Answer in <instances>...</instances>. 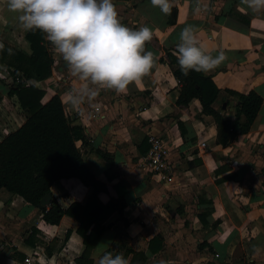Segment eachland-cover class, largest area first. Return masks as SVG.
Here are the masks:
<instances>
[{"label":"crops","instance_id":"obj_1","mask_svg":"<svg viewBox=\"0 0 264 264\" xmlns=\"http://www.w3.org/2000/svg\"><path fill=\"white\" fill-rule=\"evenodd\" d=\"M112 2L121 23L133 30L146 25L152 32L145 49L154 53L155 62L147 75L124 92L90 84L96 95L74 104L70 93L85 82L72 74L44 33L50 74L26 80L43 91L41 103L56 94L71 125L81 128L84 143L76 140L75 145L104 185L96 198L113 207L90 249L91 264H96L98 253L115 255L123 246L129 249V264L131 258L136 262L139 252L145 256L143 264H264V8L254 11L242 0H170L166 15L150 0ZM188 25L195 27L197 40L213 56L219 51L227 55L218 68L201 73L217 88L209 105L213 111L223 119L234 118L237 100L226 90L253 91L261 97L248 129L226 137L222 145L213 117L201 111L198 98L176 103L180 84L172 71L178 62L170 63L165 51L177 58L180 32ZM25 32L18 13L8 9L7 0H0V40L28 55ZM0 78L5 88H0L1 138L20 125L24 112L15 96L6 94L1 72ZM93 107L98 110L90 118ZM237 121L245 118L240 115ZM147 134L170 146L168 182L136 166ZM49 192L66 208L71 202L84 205L91 188L71 177L54 181ZM76 227L77 221L68 215L56 225L46 224L37 207L0 188V264H17L25 255L43 264H76L83 249Z\"/></svg>","mask_w":264,"mask_h":264},{"label":"trees","instance_id":"obj_2","mask_svg":"<svg viewBox=\"0 0 264 264\" xmlns=\"http://www.w3.org/2000/svg\"><path fill=\"white\" fill-rule=\"evenodd\" d=\"M239 18L243 23H248L247 19ZM168 23H173V17L170 20L169 16ZM24 38L30 49L28 55L0 40V63L12 68L10 70L12 82L6 94L15 96L24 112V120L20 125L0 138V188L20 196L31 206L37 207L39 200L45 194L50 195V185L59 179L74 177L82 185L90 187L91 193L84 205L71 202L66 208H62L50 195L47 205L37 208V212L41 220L50 225L58 224L62 215L74 218L77 221L75 232L81 237L83 244V249L75 258V263L91 264L90 249L104 229L101 223L112 212L113 207L109 202H98L96 198V194L104 189V185L95 179L75 145L76 140L84 143L85 138L81 128L71 125L63 113L56 94L41 103L43 91L34 84L26 83L28 79L38 81L50 74L51 59L44 45V33L38 29L26 31ZM175 51L177 52V48ZM165 53L170 63L177 64V58L171 56L168 51ZM172 74L180 84L176 103L186 104L190 98H198L201 111L213 117L217 141L221 145L225 143L226 137L231 139L237 133H244L248 129L261 103L258 94L253 91L238 93L226 90L227 93L235 96L237 102L234 107V118L223 119L209 106L215 98L217 88L208 77L195 71H189L185 76L179 70L178 64ZM240 115L245 118L243 123L237 121ZM143 144L142 153L147 149L145 138ZM97 154L106 159V154L100 151H97ZM116 202L117 209L121 210L119 198ZM119 221L122 223L121 218ZM32 232L34 230H31ZM29 237L30 234L25 241H29ZM128 251L129 249L123 246L120 253L126 258ZM144 260V254L139 252L136 262L133 263L131 258L130 264H143Z\"/></svg>","mask_w":264,"mask_h":264},{"label":"clouds","instance_id":"obj_3","mask_svg":"<svg viewBox=\"0 0 264 264\" xmlns=\"http://www.w3.org/2000/svg\"><path fill=\"white\" fill-rule=\"evenodd\" d=\"M153 7L170 14V0H150ZM254 11L264 8V0H242ZM10 11L18 13L25 31L40 30L62 55L72 74L85 83L70 93L74 104L89 98L98 88L124 92L152 69L155 56L145 49L151 41L148 26L130 29L118 19L112 0H7ZM195 27L188 25L180 32L177 62L185 76L189 71L207 74L226 59L224 51L216 56L199 43ZM96 264H129L123 253L113 255L104 250L97 254Z\"/></svg>","mask_w":264,"mask_h":264},{"label":"built area","instance_id":"obj_4","mask_svg":"<svg viewBox=\"0 0 264 264\" xmlns=\"http://www.w3.org/2000/svg\"><path fill=\"white\" fill-rule=\"evenodd\" d=\"M97 110L98 107H93V113L89 114L90 118L96 116L95 112ZM145 140L147 149L136 158V166L148 172L155 180L168 182L172 176L168 142L154 134H147ZM203 145V142L199 143L200 147H203ZM17 264H43V262L38 257L32 258V255H25Z\"/></svg>","mask_w":264,"mask_h":264},{"label":"rangeland","instance_id":"obj_5","mask_svg":"<svg viewBox=\"0 0 264 264\" xmlns=\"http://www.w3.org/2000/svg\"><path fill=\"white\" fill-rule=\"evenodd\" d=\"M13 14V13H12ZM4 42V41H3ZM5 43V42H4ZM6 44V43H5ZM8 45V43L6 44ZM12 45H9V47H11ZM0 72L5 75L6 79L5 81H3V84L7 86H9V84L12 82V76L10 75V70H8V68H6V65H4L3 63H0ZM1 79V78H0ZM3 80V79H2ZM3 87V85H2ZM1 84H0V88ZM2 90H5V88H2Z\"/></svg>","mask_w":264,"mask_h":264},{"label":"water","instance_id":"obj_6","mask_svg":"<svg viewBox=\"0 0 264 264\" xmlns=\"http://www.w3.org/2000/svg\"><path fill=\"white\" fill-rule=\"evenodd\" d=\"M223 107V106H222ZM50 195L49 194H45L38 202L37 204V208H41L47 205L48 201H49Z\"/></svg>","mask_w":264,"mask_h":264}]
</instances>
